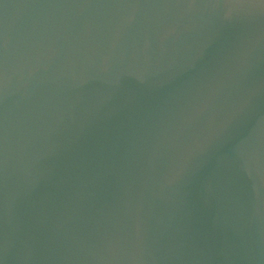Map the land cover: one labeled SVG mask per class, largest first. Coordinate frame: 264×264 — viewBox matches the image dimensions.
<instances>
[{"label": "water", "instance_id": "obj_1", "mask_svg": "<svg viewBox=\"0 0 264 264\" xmlns=\"http://www.w3.org/2000/svg\"><path fill=\"white\" fill-rule=\"evenodd\" d=\"M0 264H264V0H0Z\"/></svg>", "mask_w": 264, "mask_h": 264}]
</instances>
